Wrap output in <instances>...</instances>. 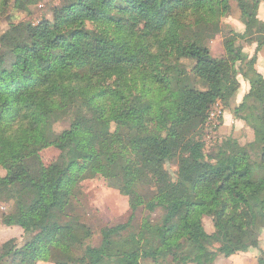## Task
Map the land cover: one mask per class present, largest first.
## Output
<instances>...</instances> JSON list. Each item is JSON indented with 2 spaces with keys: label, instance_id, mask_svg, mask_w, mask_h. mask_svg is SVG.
Instances as JSON below:
<instances>
[{
  "label": "trees",
  "instance_id": "1",
  "mask_svg": "<svg viewBox=\"0 0 264 264\" xmlns=\"http://www.w3.org/2000/svg\"><path fill=\"white\" fill-rule=\"evenodd\" d=\"M36 1L0 0V20ZM231 2L245 30L230 31L213 56L206 42ZM257 7L258 0H62L52 20L9 23L0 34V202L13 199L15 212L1 221L29 239L3 242L0 264H214L254 248L264 264V248H256L264 229V76L240 45L264 42ZM181 59L193 61L189 70ZM238 76L249 89L231 113L252 129L257 160L232 137L205 155L196 136L213 104L229 106ZM67 116L69 126L54 132ZM51 146L60 154L45 165L40 151ZM174 160L173 178L166 166ZM96 174L127 197L129 216L102 227L93 246L90 226L60 215L77 183ZM140 210L147 215L136 223Z\"/></svg>",
  "mask_w": 264,
  "mask_h": 264
},
{
  "label": "rangeland",
  "instance_id": "2",
  "mask_svg": "<svg viewBox=\"0 0 264 264\" xmlns=\"http://www.w3.org/2000/svg\"><path fill=\"white\" fill-rule=\"evenodd\" d=\"M61 1L62 0H37L29 7L28 11H9L7 16L0 20V34L7 28L9 23H18L20 21L38 23L41 19L52 20V8L60 4ZM237 19H241L240 12L236 3L231 2V8L228 15L224 16L221 20L219 33L216 34L212 39H208L206 42L208 46H210L213 56L218 55L223 51V39L229 34L230 31H232V24L229 21H236ZM86 27L89 29H97V27L91 23H87ZM152 45L154 48L155 46L153 40ZM180 62L188 70L193 63V61L187 59H181ZM197 87L202 88V85L199 83ZM219 103L223 107L222 116L217 118L215 117L212 120H208L207 118L203 128H201L196 134L198 138L205 142L203 152L205 155H208L216 143H219L227 137H232L238 140L241 145L246 146L251 153L250 155L252 156V159L257 160V149L254 146L252 147L254 144L253 131L243 121L233 117L231 113V109L235 106L233 105V100L230 101L229 106H225V104H222L221 102ZM228 112H230L232 116L227 119L225 117L228 115ZM71 119V116H67L66 118L54 123L52 127L54 132L57 133L66 129L69 126ZM224 122L226 123L224 124ZM111 128L113 129L114 126ZM59 154V150L52 146L44 148L40 151L41 160L45 165L55 161ZM166 168L168 169L170 176L174 178L177 171L176 160H174L172 163H169ZM260 172L255 173L254 176L257 177ZM4 174L5 170L0 167V175ZM77 187L78 192L75 193L74 198L68 205V208L65 210V212H63V215H60V218L66 221L70 217H75L78 218L80 222L90 226L93 231V237L89 240V244L95 246L100 241L99 231L102 227L105 225H112L126 221L127 217L129 216L128 199L116 188L111 187L109 181L100 174H96L92 178L80 180L77 183ZM14 212L15 203L13 199L0 202V247L3 242L11 238L16 239L19 245H22L29 239L28 232H25L22 228L17 226H6L2 223L1 218L3 213L13 214ZM146 215L147 213L145 211H138L136 223H139V220H141ZM160 217L161 213L157 211L152 214L151 219L153 221H157L160 219ZM203 225L208 233L213 231L211 218L203 217ZM261 239L258 238L256 248H259L263 243ZM143 261H147L148 263L151 262L150 260ZM37 264L52 263L40 261Z\"/></svg>",
  "mask_w": 264,
  "mask_h": 264
},
{
  "label": "crops",
  "instance_id": "3",
  "mask_svg": "<svg viewBox=\"0 0 264 264\" xmlns=\"http://www.w3.org/2000/svg\"><path fill=\"white\" fill-rule=\"evenodd\" d=\"M256 18L259 22L264 24V0H258V7L256 10ZM232 24L231 30L235 32L242 33L245 30V23L243 19H237L236 21H229ZM240 45L243 47V52L248 55L249 58H253L255 60V69L257 72H259L261 75L264 76V42L260 46V48L257 49V42L256 41H250L246 42L244 40L240 41ZM211 49V48H210ZM212 51V50H211ZM240 86L239 89L233 99V105L239 104L244 95L248 92L249 84L248 82L243 79L241 76H238ZM232 115L230 112H228V115L225 118H230ZM226 122H224L225 124ZM263 243L260 245L259 248H264V230L261 233V236L259 237ZM257 249H251L247 252H240L237 254H233L229 257H223L218 256L214 262V264H257ZM142 261V264H153L152 262L147 263Z\"/></svg>",
  "mask_w": 264,
  "mask_h": 264
},
{
  "label": "built area",
  "instance_id": "4",
  "mask_svg": "<svg viewBox=\"0 0 264 264\" xmlns=\"http://www.w3.org/2000/svg\"><path fill=\"white\" fill-rule=\"evenodd\" d=\"M223 113V107L219 102H216L215 104H213L209 110V114H208V120H212L213 118H217L222 116Z\"/></svg>",
  "mask_w": 264,
  "mask_h": 264
}]
</instances>
